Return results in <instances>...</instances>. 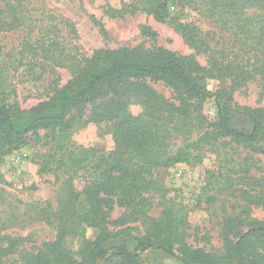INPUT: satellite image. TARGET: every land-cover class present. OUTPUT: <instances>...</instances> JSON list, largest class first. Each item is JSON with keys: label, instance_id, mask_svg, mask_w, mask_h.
I'll return each mask as SVG.
<instances>
[{"label": "trees", "instance_id": "obj_1", "mask_svg": "<svg viewBox=\"0 0 264 264\" xmlns=\"http://www.w3.org/2000/svg\"><path fill=\"white\" fill-rule=\"evenodd\" d=\"M0 2L4 8L0 10V31L26 24L30 14H23V8L29 11L33 0ZM177 2L221 23L225 34L220 49V41L213 44V39L204 37L196 26L170 17L167 0H145L142 7L156 19L171 22L196 53L209 52L207 66L194 53L184 55L164 47L146 51L100 49L91 58H74L67 83L30 109H21L16 101L6 104L10 94L0 82V164L40 129L70 130L77 119L72 114L69 118L72 111L83 115L92 106L89 119L115 122V148L97 155L92 176L82 191L89 210L79 216L99 228V236L83 241L77 255L65 245V230L55 241L46 243L41 254H24L23 264H146L142 254L151 248L177 256L184 264H264V220L249 217V205L242 213L224 218V243L217 251L188 244L184 206L166 203L159 217L147 215L146 195L164 191L163 184L154 178L155 170L178 162L202 161V149L225 138L264 154V106L234 101L235 91L257 77L264 92V0ZM143 32L157 35L148 26ZM210 79L220 82L214 91L209 88ZM149 81L164 82L173 90L172 99L159 94ZM211 96L218 111L216 120L208 122L202 111ZM134 103L143 106L138 114L130 110ZM178 138L181 146L170 149L172 140ZM244 179L259 183L264 176ZM115 203L147 223L146 233L134 237L133 250L126 245L110 246L123 235L104 226ZM246 226L252 228L241 236ZM12 248L0 244V264Z\"/></svg>", "mask_w": 264, "mask_h": 264}, {"label": "rangeland", "instance_id": "obj_2", "mask_svg": "<svg viewBox=\"0 0 264 264\" xmlns=\"http://www.w3.org/2000/svg\"><path fill=\"white\" fill-rule=\"evenodd\" d=\"M145 0H33L26 24L0 31V82L10 94L8 102H18L30 109L48 100L72 77L74 58H91L100 49L121 47L141 51L164 47L180 54H196L204 66L209 52L196 53L183 35L169 21H160L143 9ZM170 17L196 26L204 37L220 41L225 31L221 23L203 12L182 7L177 0H167ZM0 10L4 9L1 6ZM145 26L157 33L145 34ZM220 51V50H218ZM62 57V58H60ZM167 99L173 90L164 82L149 81ZM220 82L209 80L214 91ZM3 95H0L2 104ZM234 101L241 105L264 106V92L259 77L235 91ZM138 103L130 105L133 114L142 111ZM92 106L77 115L73 127L40 129L28 143L6 156L0 164V244L13 246L3 264H23V255L36 256L45 244L64 236L66 247L80 251L83 241L95 240L101 230L83 221L89 205L82 191L88 184L97 155L115 148V122L89 119ZM218 105L213 96L203 106L208 122L217 118ZM74 120V119H73ZM173 142V143H172ZM175 150L182 139L172 140ZM173 144H175L173 146ZM202 161L178 162L154 172L164 187L161 193H149L147 215L159 217L166 203L182 205L187 210V242L193 247L217 251L223 247L222 222L229 215L243 212L249 205V217L264 220V154L229 138L202 149ZM255 176L260 180L244 179ZM248 190L250 193L245 194ZM251 196V198H249ZM116 200V198H115ZM258 200V201H257ZM115 203L105 228L123 235L110 246H136L134 237L146 233L143 217ZM252 227H244L241 236ZM179 254L178 252H176ZM146 264H184L177 256L155 248L143 252ZM180 256V255H179ZM25 257V256H24Z\"/></svg>", "mask_w": 264, "mask_h": 264}]
</instances>
